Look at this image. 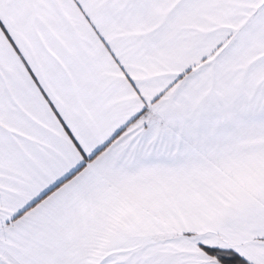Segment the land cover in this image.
<instances>
[{"label": "snow or ice", "instance_id": "6c2138e0", "mask_svg": "<svg viewBox=\"0 0 264 264\" xmlns=\"http://www.w3.org/2000/svg\"><path fill=\"white\" fill-rule=\"evenodd\" d=\"M0 264H264V0H0Z\"/></svg>", "mask_w": 264, "mask_h": 264}]
</instances>
